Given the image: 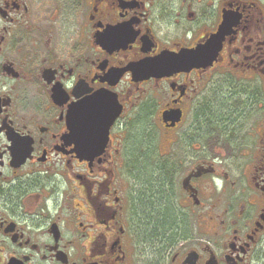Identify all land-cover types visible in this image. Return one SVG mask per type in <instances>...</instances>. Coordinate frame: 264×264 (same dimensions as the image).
<instances>
[{"label":"flooded vegetation","instance_id":"af4514ba","mask_svg":"<svg viewBox=\"0 0 264 264\" xmlns=\"http://www.w3.org/2000/svg\"><path fill=\"white\" fill-rule=\"evenodd\" d=\"M97 93L120 108L100 137ZM152 151L179 207L131 230L114 177ZM155 233V264H264V7L0 0V264H135Z\"/></svg>","mask_w":264,"mask_h":264},{"label":"rangeland","instance_id":"374dc122","mask_svg":"<svg viewBox=\"0 0 264 264\" xmlns=\"http://www.w3.org/2000/svg\"><path fill=\"white\" fill-rule=\"evenodd\" d=\"M258 3L264 7V0H258ZM137 133L139 135V140H138V144H139L140 141L144 140L145 136H144L143 130L140 127L137 128ZM149 141H151V139ZM133 159H134L133 163H135V166L139 165L138 162L142 161V158L136 155L134 156ZM158 161H159V155L157 153L155 155L154 151H152L151 159L150 157H148V159L145 162H143L144 167L142 168L140 173H138L137 170H131L130 172H128L130 176H126L124 174L125 172L123 170H120L119 174L115 175L114 177L115 181L116 180L121 181L122 179L125 180L128 186L131 187L130 196L128 197L127 204H126V207L128 208L127 212H128L129 219H130V229L131 230L133 229L136 230L137 228L141 230L146 229L148 231L152 230L156 226V220H160L161 218H163L162 216L159 218V211L161 209H159L158 207L159 205L157 204V202L154 203L152 207H150L149 210L145 206V202H146L145 199L146 197H148L147 192H155V191L158 192L159 191L156 188V185L160 181L159 178L161 177V175L160 173H158V171L154 170V167H156V164L158 163ZM139 182L142 183L140 187H139ZM175 189H176V194L171 199H169V193L167 190L164 189L162 191L164 194L163 196L165 197L164 199L165 205H168L166 204L168 202L170 204L174 203L177 207H179L178 199L180 197V191H179V188H175ZM143 190H145V193L143 192L144 195L142 197L141 191ZM133 193H135L134 196H133ZM176 212L177 211L174 210V208H172V205H170V213H164V212L162 213H164L163 215L169 214L173 216L174 213ZM137 214H139V217ZM158 229H160V225H157V227L155 228V230H158ZM146 238L147 236L141 237L140 239H143L145 241L140 240L139 242V239H136V237H133V239H135V242H134L135 245L142 244L143 249L145 250L146 248L145 254L135 259L136 261L135 264H155V262H159L157 261L155 256H153V251L154 250L157 251V249H161V243H160L161 241L159 239L157 240L150 239V237L146 240ZM144 244H145V248H144ZM137 250L138 249H135V251ZM167 250H166V255L169 254ZM160 264H168V258L161 261Z\"/></svg>","mask_w":264,"mask_h":264},{"label":"water","instance_id":"95a60500","mask_svg":"<svg viewBox=\"0 0 264 264\" xmlns=\"http://www.w3.org/2000/svg\"><path fill=\"white\" fill-rule=\"evenodd\" d=\"M223 28V24H222ZM202 48H199L196 52H194V56H198L202 54ZM191 56V55H190ZM192 57V56H191ZM156 62L154 65H156ZM153 65V66H154ZM113 105L109 106V94L105 95L103 93H97L90 97L87 101L89 102V106L86 109L87 113L84 114V118L80 120L83 125V133L89 135H95L97 137L106 136L108 133V129L110 125L113 123L115 118L120 113V108L116 105V99L113 98ZM110 108V112H109ZM70 124L72 126L71 133L75 132V115L70 116Z\"/></svg>","mask_w":264,"mask_h":264},{"label":"trees","instance_id":"16d2710c","mask_svg":"<svg viewBox=\"0 0 264 264\" xmlns=\"http://www.w3.org/2000/svg\"><path fill=\"white\" fill-rule=\"evenodd\" d=\"M140 144H142V141H140L139 142ZM139 144V145H140ZM142 170V169H141ZM138 173H140V171H138ZM158 173H160V175H161V177L159 178V180H162V181H164L165 179L164 178H162V172H158ZM166 187H165V184H164V186H161V188H159V189H161V191H163L164 189H165ZM153 189V188H152ZM148 190V189H147ZM166 190V189H165ZM147 194H148V197H146V199H145V206L148 208V210L150 209V207H152V205L154 204V203H156L157 202V204L159 205L158 207H159V209H161L159 212H164V213H170V203H166V204H168V205H165V203H164V199H165V197L163 196L164 194H163V192H160V190L157 192V191H155V192H147ZM143 195H144V193L142 194V197H143ZM168 200V199H167ZM141 204V203H140ZM173 208V207H172ZM163 217H165L164 215H162ZM159 221L158 220H156V223H158ZM160 223H161V221H160ZM163 223V222H162ZM170 224H168V226H169ZM170 227V226H169ZM168 227V228H169ZM162 228H164V226H163V224H162ZM159 234H157V233H155V235L154 236H151V239H154V238H158L159 239Z\"/></svg>","mask_w":264,"mask_h":264}]
</instances>
